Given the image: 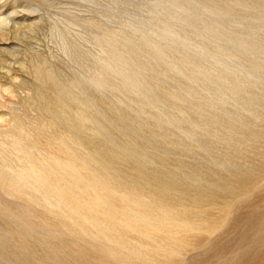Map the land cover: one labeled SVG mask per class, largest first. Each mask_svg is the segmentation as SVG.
Wrapping results in <instances>:
<instances>
[{
  "label": "rangeland",
  "instance_id": "1",
  "mask_svg": "<svg viewBox=\"0 0 264 264\" xmlns=\"http://www.w3.org/2000/svg\"><path fill=\"white\" fill-rule=\"evenodd\" d=\"M0 23V264H264V0Z\"/></svg>",
  "mask_w": 264,
  "mask_h": 264
},
{
  "label": "bare ground",
  "instance_id": "2",
  "mask_svg": "<svg viewBox=\"0 0 264 264\" xmlns=\"http://www.w3.org/2000/svg\"><path fill=\"white\" fill-rule=\"evenodd\" d=\"M1 24V23H0Z\"/></svg>",
  "mask_w": 264,
  "mask_h": 264
}]
</instances>
